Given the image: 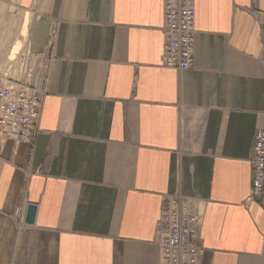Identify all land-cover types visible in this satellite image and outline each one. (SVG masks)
<instances>
[{"label": "crops", "instance_id": "obj_1", "mask_svg": "<svg viewBox=\"0 0 264 264\" xmlns=\"http://www.w3.org/2000/svg\"><path fill=\"white\" fill-rule=\"evenodd\" d=\"M195 3L179 70L161 62L163 0H0V80L47 88L35 139L0 140V264H161L168 194L200 216L199 264H264L247 203L264 0Z\"/></svg>", "mask_w": 264, "mask_h": 264}, {"label": "built area", "instance_id": "obj_2", "mask_svg": "<svg viewBox=\"0 0 264 264\" xmlns=\"http://www.w3.org/2000/svg\"><path fill=\"white\" fill-rule=\"evenodd\" d=\"M196 0H163L165 38L161 62L165 67L188 70L195 62ZM45 83L0 80V140L33 141L38 133ZM253 181L247 203L264 206V129L255 135ZM200 216L185 197L163 198L156 240L161 264H199L203 247L199 242Z\"/></svg>", "mask_w": 264, "mask_h": 264}, {"label": "water", "instance_id": "obj_3", "mask_svg": "<svg viewBox=\"0 0 264 264\" xmlns=\"http://www.w3.org/2000/svg\"><path fill=\"white\" fill-rule=\"evenodd\" d=\"M30 217H31V215L27 218L28 221H31V220H30Z\"/></svg>", "mask_w": 264, "mask_h": 264}]
</instances>
